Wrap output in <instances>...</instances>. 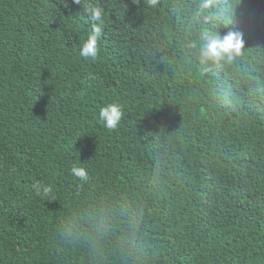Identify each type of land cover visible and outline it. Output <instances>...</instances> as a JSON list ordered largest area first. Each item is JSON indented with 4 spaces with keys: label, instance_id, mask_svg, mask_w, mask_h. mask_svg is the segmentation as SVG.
<instances>
[{
    "label": "trees",
    "instance_id": "1",
    "mask_svg": "<svg viewBox=\"0 0 264 264\" xmlns=\"http://www.w3.org/2000/svg\"><path fill=\"white\" fill-rule=\"evenodd\" d=\"M96 2L0 0V264H264V0Z\"/></svg>",
    "mask_w": 264,
    "mask_h": 264
},
{
    "label": "clouds",
    "instance_id": "2",
    "mask_svg": "<svg viewBox=\"0 0 264 264\" xmlns=\"http://www.w3.org/2000/svg\"><path fill=\"white\" fill-rule=\"evenodd\" d=\"M73 2L82 5L84 12L87 13L88 19L91 21V33L80 50V56L95 61L99 53L98 41L106 26L105 10L96 0H73ZM147 2L150 7H155L158 0H147ZM211 5L212 0H205L198 10L199 13L210 9ZM209 18H211V13H209ZM242 46L241 34L232 31L225 34H215L206 45L198 46L195 42L191 45L194 49L198 48L200 62L204 65L231 61L240 53ZM122 118L123 108L119 103H109L100 109L99 119L103 126L109 130L117 129ZM70 174L80 180L88 178L87 170L77 165L70 168ZM33 189L37 196L43 198H48L52 193L51 186L42 183L33 184Z\"/></svg>",
    "mask_w": 264,
    "mask_h": 264
}]
</instances>
